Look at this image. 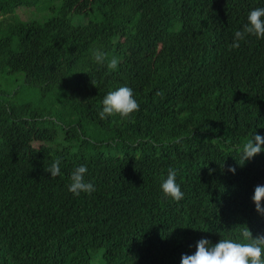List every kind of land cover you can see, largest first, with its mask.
I'll list each match as a JSON object with an SVG mask.
<instances>
[{"label": "trees", "instance_id": "trees-1", "mask_svg": "<svg viewBox=\"0 0 264 264\" xmlns=\"http://www.w3.org/2000/svg\"><path fill=\"white\" fill-rule=\"evenodd\" d=\"M36 1L0 0V25ZM256 8L264 0H61L43 21L11 23L0 75L22 73L26 85L67 95L63 112L0 89V264H90L93 255L100 264H180L201 238L239 241L246 227L264 235L252 200L264 152L245 162L239 153L264 136V38L230 48ZM122 86L139 111L101 119L104 97ZM93 127L103 133L96 142ZM56 160L53 178L46 169ZM80 165L90 195L68 191ZM170 168L179 202L161 189Z\"/></svg>", "mask_w": 264, "mask_h": 264}, {"label": "clouds", "instance_id": "clouds-1", "mask_svg": "<svg viewBox=\"0 0 264 264\" xmlns=\"http://www.w3.org/2000/svg\"><path fill=\"white\" fill-rule=\"evenodd\" d=\"M264 38V8H256L250 11L248 23L243 29L235 32V37L230 48L238 49L240 41L247 36ZM93 59L98 64H103L106 54L94 50ZM119 64L117 58L113 57L107 64L109 70H115ZM103 108L99 112L101 119L109 116L119 115L121 118H129L140 109L139 103L133 96V90L128 86H122L114 91H110L102 101ZM264 152V136L254 134L246 143L239 148L241 161L251 160L255 156ZM60 161L56 160L46 169L51 173V177L60 175ZM88 169L86 165H80L71 173V183L68 191L75 196L81 193L91 194L95 191L92 183L86 182L84 177ZM211 171V170H210ZM228 171L235 174L236 169L229 167ZM161 189L165 197L179 202L184 198L181 187L176 183V171L169 169L167 178L162 182ZM252 200L256 211L264 215V185H257L254 189ZM242 239L234 241L232 239H220L212 244L206 238H201L196 243V250L192 254H182L180 264H264V235L253 237L252 232L246 227L241 233ZM177 264V263H176Z\"/></svg>", "mask_w": 264, "mask_h": 264}, {"label": "rangeland", "instance_id": "rangeland-1", "mask_svg": "<svg viewBox=\"0 0 264 264\" xmlns=\"http://www.w3.org/2000/svg\"><path fill=\"white\" fill-rule=\"evenodd\" d=\"M60 6L61 0H37L31 6L22 5L16 8L13 13L5 15L0 25V36L6 34L10 24L16 21L18 17L24 20L43 21L53 16ZM72 17L73 19H77L76 16ZM17 77H19L20 80H18ZM0 86V89L4 92V97L14 102H29L32 106H38L52 111H59L62 108L61 111L65 112L62 104L63 100L66 98L67 89L64 87L55 86L46 90L39 85L29 86L24 83L22 73L0 75ZM10 91L15 92V94H11ZM67 111L68 110H66V112ZM82 123L88 125V123ZM92 132H94L95 137H89L95 142L103 137V133L100 129H95L93 127ZM90 264H100V262L98 258L93 255Z\"/></svg>", "mask_w": 264, "mask_h": 264}]
</instances>
